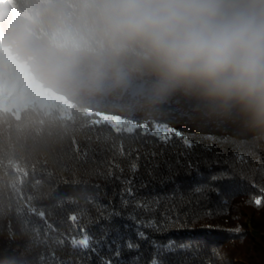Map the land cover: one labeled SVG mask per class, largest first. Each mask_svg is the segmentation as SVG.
Segmentation results:
<instances>
[{"label": "trees", "instance_id": "1", "mask_svg": "<svg viewBox=\"0 0 264 264\" xmlns=\"http://www.w3.org/2000/svg\"><path fill=\"white\" fill-rule=\"evenodd\" d=\"M71 3L9 0L6 11L17 31L22 20L39 21L31 40L36 56L50 15L70 10ZM45 85L51 88L18 109H0V264H99L96 256L70 241L85 233L98 238L102 229L116 228L122 245L129 237L135 240L134 226L125 229L126 221L117 218L106 223L100 205L107 212L112 206L119 209L118 193L129 187L128 179L137 200L162 187L173 191L171 183L159 179L165 165L179 186L169 198L179 219L154 238L191 247L161 253V259L166 264H264V203L252 202L264 188V137L231 123L186 120L172 113L185 112L175 103L157 113H130L109 97L54 82ZM102 116L119 117L137 128L117 132ZM158 125L180 131L193 147L186 148L175 135L161 141L151 134ZM225 168L233 175L218 183L219 195L188 192L209 171ZM116 238L111 231L108 239ZM151 254V247L140 242L139 250L124 247L119 258L111 259L113 264H133L138 257L145 264Z\"/></svg>", "mask_w": 264, "mask_h": 264}, {"label": "clouds", "instance_id": "2", "mask_svg": "<svg viewBox=\"0 0 264 264\" xmlns=\"http://www.w3.org/2000/svg\"><path fill=\"white\" fill-rule=\"evenodd\" d=\"M50 15L40 75L130 113L179 104L193 122L264 137V0H72ZM39 21L22 20L29 43Z\"/></svg>", "mask_w": 264, "mask_h": 264}, {"label": "snow or ice", "instance_id": "3", "mask_svg": "<svg viewBox=\"0 0 264 264\" xmlns=\"http://www.w3.org/2000/svg\"><path fill=\"white\" fill-rule=\"evenodd\" d=\"M21 86L20 74L17 72L15 66L11 62H6L0 58V98H13ZM171 111L176 116L190 120V117L181 109H171ZM102 120L110 123L111 127L117 132L126 131L131 133L137 128L136 123L121 120L116 116H102ZM141 128L143 132H148L147 127L141 126ZM151 134L165 143L171 139L172 135H175L182 141L186 148L191 149L193 147V142L187 136L167 126L161 128L158 125L156 131ZM152 155H155V153H152ZM186 166L191 167V164H187ZM137 167L136 164H133L132 170L136 171ZM165 175L168 176L167 180L164 179ZM232 175L231 169L228 168L220 169L219 171H209L206 180L204 182L199 180L195 181L189 187L188 192L201 197H207L210 193L219 195L220 190L217 186L218 183L222 180L231 178ZM153 178L155 179V177ZM159 179L164 185L171 183L173 191H164L162 187L158 192L146 194L145 199L137 200L131 188L133 180L128 179L126 182L129 187L123 188L120 193H118L121 206L119 209L112 206L111 211L107 212L104 206L100 205L102 219H104L106 223H111L112 219L117 218L126 221L123 225L125 229L134 226L133 231L135 233V240L129 237L122 245L120 243L121 237L119 236L118 228L111 230L102 229V234L98 238L85 233L82 238L78 240L72 239L70 241L72 247L82 248L86 252L96 256L99 264H113L111 258H119L124 247L128 250H139L140 242L147 243L155 253L150 255L145 264H166V261L160 257L161 253H173L178 249H189L191 245L187 243H177L171 238H168L166 242H161L154 238L155 234H162L167 225L179 219V216L175 214L176 209L169 199L170 197H175V189L179 186L172 181L171 170L167 165H165V172L160 174ZM259 191L261 196L253 197L252 201L257 206L264 203V188H261ZM129 198H131V200H136V203L134 205L131 204ZM149 201L151 203H149ZM70 219L75 221L76 216L73 215ZM111 231L117 232L116 239H108ZM105 252L108 255H105ZM59 264H68V262L59 261ZM133 264H139L138 257L133 261Z\"/></svg>", "mask_w": 264, "mask_h": 264}, {"label": "rangeland", "instance_id": "4", "mask_svg": "<svg viewBox=\"0 0 264 264\" xmlns=\"http://www.w3.org/2000/svg\"><path fill=\"white\" fill-rule=\"evenodd\" d=\"M9 0H0V58L11 62L20 74L21 87L13 98H0V109H18L31 96L43 94V90L51 88L45 85L50 82L43 78L37 66V58L33 56L31 41L22 44L18 38V31L12 25V20L7 13Z\"/></svg>", "mask_w": 264, "mask_h": 264}]
</instances>
